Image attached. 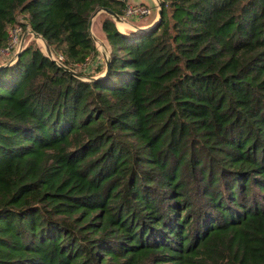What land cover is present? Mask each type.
Segmentation results:
<instances>
[{"label":"trees","instance_id":"obj_1","mask_svg":"<svg viewBox=\"0 0 264 264\" xmlns=\"http://www.w3.org/2000/svg\"><path fill=\"white\" fill-rule=\"evenodd\" d=\"M125 3L0 0V48L83 75L0 59V264H264V0L101 11L106 68L90 19Z\"/></svg>","mask_w":264,"mask_h":264},{"label":"water","instance_id":"obj_2","mask_svg":"<svg viewBox=\"0 0 264 264\" xmlns=\"http://www.w3.org/2000/svg\"><path fill=\"white\" fill-rule=\"evenodd\" d=\"M152 1L154 2V8L156 9L157 14H156L155 18L149 24H146V25H140V24L132 23L128 19H125L121 14H118L115 11H113V10H111L109 8H105V7L101 8V9H98V10H95L92 13V17L94 15H96L98 13V11L102 10V11H105L108 14H110L114 18V20L116 22H121V23L124 22V23L128 24L129 26H131L132 28H135V30L147 29V28H150V27L155 26L156 24H158L159 21H160V19H161V14H162L161 0H152ZM140 3H143L142 0H140ZM92 17L90 19V28H91V24H92ZM26 31L29 32V33H32L34 36H40L43 39V37L41 36V34L33 31L30 28L29 29H26ZM24 37H25V33L23 34V38ZM93 37H94V40L95 41H98L99 40L101 42V47L102 48L100 49V51L102 53L103 59L106 61V68H108V66H109V63H108L109 51L107 52V48H106L105 44L102 43V40H100L99 38H97L95 35H93ZM21 42H20V46L22 44ZM44 42L46 44L45 45V49H46L47 55H51L52 52H51V49H50L49 45L47 44V42L45 40H44ZM19 53H20V51H17V53H15V56L14 57H11V59L17 58L19 56ZM8 62H10V61H8ZM59 64H61L65 68H67L73 74L78 75V76H83L79 71H77L75 69H72L70 67H67L63 63H59Z\"/></svg>","mask_w":264,"mask_h":264},{"label":"built area","instance_id":"obj_3","mask_svg":"<svg viewBox=\"0 0 264 264\" xmlns=\"http://www.w3.org/2000/svg\"><path fill=\"white\" fill-rule=\"evenodd\" d=\"M151 7L145 3H125L123 7V13L121 14L125 19L129 17L138 18L144 15H148L151 13ZM118 23V22H116ZM13 30V34H11L10 30ZM29 29V28H27ZM23 30V27L20 24H15L13 27L9 29V41L8 44L0 48V51L4 52V54H8L20 46L21 40L19 36ZM52 52V51H51ZM47 54V53H46ZM51 58L55 59L58 63H61L64 59V56L61 53L54 54L53 52L51 55H48Z\"/></svg>","mask_w":264,"mask_h":264},{"label":"rangeland","instance_id":"obj_4","mask_svg":"<svg viewBox=\"0 0 264 264\" xmlns=\"http://www.w3.org/2000/svg\"><path fill=\"white\" fill-rule=\"evenodd\" d=\"M136 1H137V3L138 2L140 3V1H138V0H136ZM142 2L151 7V9H152L151 13L148 14V15H144V16L138 17V18L129 17L128 20L131 21L132 23H135V24L145 23V22L149 21L151 18H153L157 14L156 9L154 8V3H153L152 0H142ZM130 3H132V2H130ZM92 19H93V17H92ZM93 30H94V27H93ZM10 32H11V34H13V30L12 29L10 30ZM24 33H25V37L23 38V34ZM19 39L22 41L21 42L22 43L21 46H19L20 48H17L16 50H14V51H12V52H10L8 54H4V52L0 51V59L14 57L15 53H17V51L21 52L25 48V46H27V44H29L30 42H32L36 46H39L43 50V52L47 53L46 49L44 47V44L42 43L43 41L42 40H37V38H35V36L32 33L27 32L26 29L22 30V32H21V34L19 36ZM102 43L105 44V42L103 40H102ZM96 45H97L98 48H100V49L102 48L101 47V42L99 40L96 42ZM105 46H106V44H105ZM91 64L93 65V59H91L89 61V63L86 64L85 67H80V69L81 68L82 69H86V67H87V69H86L87 71H92ZM88 66L90 68H88Z\"/></svg>","mask_w":264,"mask_h":264},{"label":"crops","instance_id":"obj_5","mask_svg":"<svg viewBox=\"0 0 264 264\" xmlns=\"http://www.w3.org/2000/svg\"><path fill=\"white\" fill-rule=\"evenodd\" d=\"M126 1V3H130V2H132V3H137V1L136 0H125ZM138 1H140V0H138ZM154 3V2H153ZM102 10H100V11H98V13L96 14V15H94L93 16V19H92V26H91V31H92V34L93 35H95L97 38H99L100 40H103L104 42H105V44H106V47H107V52L109 51V48H110V46H109V44H108V42H107V40L104 38V34H103V31H102V29H101V24H100V19H99V14H100V12H101ZM156 16V15H155ZM155 16L153 17V18H151L150 20L152 21L154 18H155ZM146 23H148V22H145V24ZM140 25H144V23H141ZM117 26H118V23H117ZM93 27H94V30H93ZM119 27V26H118ZM120 28V27H119ZM125 28H132L131 26H124L123 27V29H125ZM97 42V41H96ZM99 49V51H100V48H98ZM100 53H101V51H100ZM101 55H102V53H101ZM102 58H103V56H102Z\"/></svg>","mask_w":264,"mask_h":264},{"label":"bare ground","instance_id":"obj_6","mask_svg":"<svg viewBox=\"0 0 264 264\" xmlns=\"http://www.w3.org/2000/svg\"><path fill=\"white\" fill-rule=\"evenodd\" d=\"M118 24H119L118 26L120 27V29H122L124 26H127V25H128V24H126V23H124V22H123V23L118 22ZM128 26H129V25H128ZM123 30H124V29H123ZM35 38H37V40H42V41H43L42 43L44 44V47H45L46 44H45L44 40H43L40 36H35Z\"/></svg>","mask_w":264,"mask_h":264}]
</instances>
